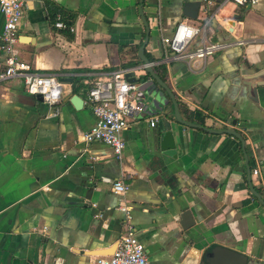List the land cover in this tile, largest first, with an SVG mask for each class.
<instances>
[{
	"label": "crops",
	"instance_id": "1",
	"mask_svg": "<svg viewBox=\"0 0 264 264\" xmlns=\"http://www.w3.org/2000/svg\"><path fill=\"white\" fill-rule=\"evenodd\" d=\"M185 1L23 0L19 55L35 70L58 73L64 91L48 103L27 92L21 77L0 81V264H96V255L111 254L125 224L112 188L119 177L152 263L209 264L205 252L220 244L264 264V205L246 171V159L251 169L260 164L250 181L264 193V84H257L264 82V0L244 9L200 0L196 17L182 13ZM58 17L75 30L55 26ZM143 17L145 53L165 63L182 118L199 123L183 106L208 113L204 125L235 128L244 149L232 134L180 123L171 100L163 116L172 135L149 124L161 115L133 114L121 132V160L109 144L82 139L95 122L86 101L93 73L141 64L130 62L141 60ZM3 20L0 12V33ZM180 20L206 22L208 38L238 42L203 60L177 59L161 37ZM72 92L83 96L81 108Z\"/></svg>",
	"mask_w": 264,
	"mask_h": 264
},
{
	"label": "built area",
	"instance_id": "2",
	"mask_svg": "<svg viewBox=\"0 0 264 264\" xmlns=\"http://www.w3.org/2000/svg\"><path fill=\"white\" fill-rule=\"evenodd\" d=\"M226 1V0H225ZM238 5L253 4L257 0H228ZM0 12L4 20L0 33V52L3 53V64L0 67V81L12 77H21L25 90L32 94H41L48 103L59 102L64 91L63 82L56 72L35 70L31 63L19 55L18 25L23 14V0H0ZM58 28L74 31L75 27L58 17L55 22ZM229 26V22H224ZM162 42L177 59H205L218 50L232 46L238 40L210 39L206 36V22L193 25L180 20L169 35L161 37ZM150 64L154 61L150 60ZM145 63L135 68H118L111 71L94 72L87 89L86 101L91 105L95 115L94 124L82 133L85 142L99 140L109 144L115 156L121 160L125 141L121 135L127 125L128 117L142 111L138 103L137 87L140 81H129L125 73L128 70L141 69L145 75ZM157 116L149 124L156 125ZM252 173L259 175L260 164H255ZM128 184L121 178L114 180L112 188L120 195L118 207L124 212V230L120 233L115 249L108 255H96V264H154L150 261L135 226L131 221V206L123 198Z\"/></svg>",
	"mask_w": 264,
	"mask_h": 264
},
{
	"label": "water",
	"instance_id": "3",
	"mask_svg": "<svg viewBox=\"0 0 264 264\" xmlns=\"http://www.w3.org/2000/svg\"><path fill=\"white\" fill-rule=\"evenodd\" d=\"M200 4H201L200 0H187L183 2L182 13L188 17H196L198 15ZM143 19L145 24V36L142 44L138 49V55L142 60V62L146 64L144 70L150 75V78L142 80L140 76H136L134 74V70H128L125 73V76L129 81H140V84L137 87V97H138V103L142 106V111L140 112L139 116L144 117L146 115H153V114L159 116L161 115L157 124L162 133V137L166 138L172 135L173 133L172 129L170 128V123L165 118V116H163V113L165 112V106L169 103V100H171L173 104L174 116L180 123L187 126L203 128L207 131L214 133L232 134L240 140L241 146L244 149L245 147L244 137L235 128L232 127L214 128L197 122L188 121L182 118L179 110L178 100L176 99L175 93L171 90L169 84L156 74L152 64L149 63L150 60L148 56L145 53L144 46L148 40L149 28L146 18L143 17ZM258 74H261V72ZM59 79L62 81L64 78H59ZM257 84H264V82H258ZM158 85L166 90V92L169 95L168 98L164 95L163 90L158 88ZM36 96L39 100H43L41 94H36ZM68 98L72 101V103L76 106V108H81L84 104V98L78 92H72L71 94H69ZM233 121L236 122L235 119ZM246 167H247L246 169L247 179L250 190L258 198L259 202L264 205V198L254 188V186L250 181L251 167L248 164L247 159H246ZM219 258H222L225 264H260V262L252 258H249L244 253L220 244L214 245L211 249L205 252L203 257V262H207L209 264H217L216 261H218Z\"/></svg>",
	"mask_w": 264,
	"mask_h": 264
},
{
	"label": "trees",
	"instance_id": "4",
	"mask_svg": "<svg viewBox=\"0 0 264 264\" xmlns=\"http://www.w3.org/2000/svg\"><path fill=\"white\" fill-rule=\"evenodd\" d=\"M244 6H246V5H241L240 6L241 9H244L245 8ZM64 21L66 22V24H69L71 22V19L69 20L66 17L64 19ZM146 55L148 56L149 60H152V56L151 55H149V54H146ZM130 63H131L130 65H132V64L133 65H136V64L138 65L139 63H142V61L141 60H137L135 62H130ZM153 68H154V71L156 72V74L161 79H163L164 81L167 80V67H166L165 63H163V62L156 63V64L153 65ZM148 75L149 74L146 72L144 76H148ZM183 107H184V111L187 112L186 113L187 119H189V120L197 119L200 124H203V125L205 124V119H206L208 113H205V112H203V111H201L199 109H190V108H188L186 106H183ZM238 142H240V141L238 140ZM258 191L260 193L264 194L263 193V189L261 187H258ZM253 197H255V196L253 195Z\"/></svg>",
	"mask_w": 264,
	"mask_h": 264
}]
</instances>
